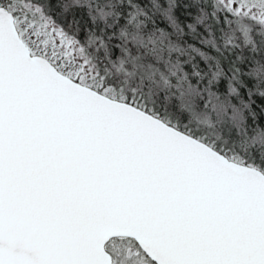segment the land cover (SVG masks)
I'll use <instances>...</instances> for the list:
<instances>
[{
    "label": "snow or ice",
    "instance_id": "snow-or-ice-1",
    "mask_svg": "<svg viewBox=\"0 0 264 264\" xmlns=\"http://www.w3.org/2000/svg\"><path fill=\"white\" fill-rule=\"evenodd\" d=\"M0 264H264V0H0Z\"/></svg>",
    "mask_w": 264,
    "mask_h": 264
}]
</instances>
